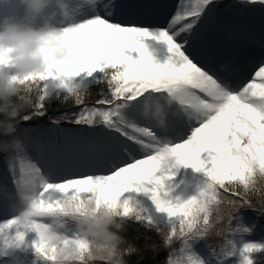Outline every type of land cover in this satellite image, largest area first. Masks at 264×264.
Segmentation results:
<instances>
[{
    "label": "snow or ice",
    "instance_id": "1",
    "mask_svg": "<svg viewBox=\"0 0 264 264\" xmlns=\"http://www.w3.org/2000/svg\"><path fill=\"white\" fill-rule=\"evenodd\" d=\"M56 22L69 54L40 76L21 114L20 146L0 151V256L39 233L29 246L48 257L36 221L82 197L151 226L137 207L145 194L170 223L166 264H204L197 226L212 202L227 217V244L212 264L236 255L254 264L264 243L237 248L234 237L262 227L244 223L242 211L264 218L256 183L264 177V0H81ZM91 83L110 90L96 101L105 108L85 104ZM68 102L83 107L72 111ZM186 169L202 174L201 186L181 200L172 191ZM26 199L31 210L20 214Z\"/></svg>",
    "mask_w": 264,
    "mask_h": 264
},
{
    "label": "clouds",
    "instance_id": "2",
    "mask_svg": "<svg viewBox=\"0 0 264 264\" xmlns=\"http://www.w3.org/2000/svg\"><path fill=\"white\" fill-rule=\"evenodd\" d=\"M18 14L0 15V151L17 148L22 143L16 135L23 122V112L33 106L42 88L40 76L49 67L68 56V49L58 39L62 28L59 17H67L81 0H11ZM69 100L76 98L69 94ZM202 112L199 105H194ZM171 161L165 160L167 166ZM264 187V177L256 178ZM208 217L197 226L202 238H216L220 251L227 244V217L224 205L206 206ZM31 210V201H22L18 213ZM44 243L49 256L32 249L41 264H122L129 253L122 234L124 218L133 219L118 209L98 204L91 196L82 197L59 210H44ZM37 238L39 233H35ZM51 257V259H49ZM7 259V257H4Z\"/></svg>",
    "mask_w": 264,
    "mask_h": 264
},
{
    "label": "rangeland",
    "instance_id": "3",
    "mask_svg": "<svg viewBox=\"0 0 264 264\" xmlns=\"http://www.w3.org/2000/svg\"><path fill=\"white\" fill-rule=\"evenodd\" d=\"M4 2V5H0V15H10V14H18L20 9L18 8V6L14 3L11 2V0H0V4ZM147 44H149L152 47L155 48H162L163 45H159L156 44L155 41L153 40H147L146 41ZM160 59H163L162 57H159ZM85 79H90V78H85ZM91 84H97V83H91ZM91 84L88 85V87H86L84 89V93L86 94L85 97L86 99H89V102H86L85 104L88 106L89 109H93V108H100L103 109L106 107V105H98L96 104V102H92L94 99H96L94 97V95L88 94L91 92ZM87 92V93H86ZM94 97V99H93ZM111 97V93L110 90L109 92H104V94H102L100 97H98V100L100 99H107ZM77 107V106H76ZM81 107V106H79ZM83 107V106H82ZM70 110L72 111H77L74 107H70ZM186 176L187 179L186 181L183 183L185 190L183 191L182 196H177L174 193V190L172 191V196L173 197H179L181 200H186L191 198L192 196L198 195L199 189H200V182L197 179V177H201L202 178V174H198V173H194L191 169H186ZM136 200L140 201V204L137 205V207H144L147 209V214L150 215L153 219V228L155 230H157V228L160 229V231H155L154 233H156L157 236L161 237V242L162 243V247L166 250L168 249L167 247H165L164 245V237L167 234V232L169 231L170 228V223L168 221V218L166 217V215L164 213H160L157 212L154 208V206L151 204V201L149 200V198L145 195V194H139L138 196H136ZM136 200L133 201V203L136 202ZM3 216H0V222H2L3 220ZM10 218V217H9ZM244 223L248 224L250 226L251 221H249V219L246 220V218L243 219ZM128 224H131L133 228L137 227L138 225H141L143 223L135 221L134 219H128ZM149 227V226H148ZM251 235V234H249ZM37 236L35 233H30L28 235V242L29 244H26L24 246H22V250H24V255H22V259L21 260H15V259H11V258H7L4 259L0 264H41L40 261L37 260V257L34 254V250L32 249V247H30V242L34 239H36ZM248 239L251 242H255L254 240H256V242H260V243H264V230L262 228H258L257 233H256V237H255V233L253 234L252 232V237H248ZM245 240V241H244ZM243 241L244 242H248L246 237H243ZM204 243L199 241L198 244L195 245V250L197 252V254L203 258L204 260V264H212V260L210 252L207 250V248L203 245ZM237 244V248L242 247L243 243L242 242H238ZM130 253H128L127 255H125L122 258V264H130ZM239 258H234L233 260H231L229 262V264H238Z\"/></svg>",
    "mask_w": 264,
    "mask_h": 264
},
{
    "label": "trees",
    "instance_id": "4",
    "mask_svg": "<svg viewBox=\"0 0 264 264\" xmlns=\"http://www.w3.org/2000/svg\"><path fill=\"white\" fill-rule=\"evenodd\" d=\"M90 89L91 92L88 94L94 95V97L96 98L94 99L93 97L94 100L92 102H96L98 100V97L104 94V92H109L107 86L103 85L102 83L91 84ZM89 101L90 100L86 99L85 97V103ZM68 103L70 104V107H74L76 110L80 108L79 106L76 107V105H71V102ZM53 107H55V105H53ZM1 159H2V155H1ZM241 215L243 219L246 218V220L249 219V221H251L250 225L253 223V221L259 219L260 224L262 225V227L259 228H262L264 230V218H258L257 213H255L251 209L242 211ZM123 223H124V228L122 234L125 237V247H130L135 250L133 252H129L131 255L129 261L130 264H166V260L169 254V248L165 250L162 247L161 245L162 243H160L162 241L161 237L157 236L156 233H154L157 230H155L153 226L148 227L145 226L144 224H141L133 228L131 224H128L127 218H124ZM257 230L258 228L253 231V234L255 233V237ZM250 236L252 237V233L251 235L249 234L238 235L234 237V239L235 242L238 243V241L242 242L243 237H246L248 242H251L248 239V237ZM200 241L204 242L203 245L210 252L211 260L213 261L215 256L214 250L221 243V241H219L216 238H212V239L203 238ZM244 241L243 243H245ZM254 241L256 242V240ZM16 249L19 251H24L22 250L21 247L19 248L12 247L9 249H5V251L12 252ZM233 258L240 259L239 255H236L234 257L229 258L226 261V264H229L228 261H231ZM253 260H254V264H264V252L253 254Z\"/></svg>",
    "mask_w": 264,
    "mask_h": 264
},
{
    "label": "bare ground",
    "instance_id": "5",
    "mask_svg": "<svg viewBox=\"0 0 264 264\" xmlns=\"http://www.w3.org/2000/svg\"><path fill=\"white\" fill-rule=\"evenodd\" d=\"M162 57V56H161ZM163 58V57H162ZM185 190V187H184V185L183 184H180V186H178V187H176L175 188V195H177V196H182V194H183V191Z\"/></svg>",
    "mask_w": 264,
    "mask_h": 264
}]
</instances>
